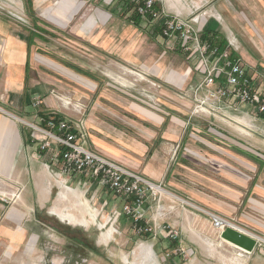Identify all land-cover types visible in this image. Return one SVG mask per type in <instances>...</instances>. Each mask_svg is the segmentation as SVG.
Wrapping results in <instances>:
<instances>
[{
  "label": "rangeland",
  "instance_id": "rangeland-1",
  "mask_svg": "<svg viewBox=\"0 0 264 264\" xmlns=\"http://www.w3.org/2000/svg\"><path fill=\"white\" fill-rule=\"evenodd\" d=\"M30 1L32 7L26 0H0V18L14 34L26 35V44L33 32L31 11L43 30L42 39H34L27 49L28 105L23 104L24 116H16L23 122L15 121L24 142L28 140L36 152L27 147L13 157L11 150H0L6 153V159H0V264H132L140 262L141 251L149 247L158 264H264V210L251 200H264V127L260 132L254 129L243 134L231 128L238 123L228 113L241 116L236 113L245 112L246 107L238 104L236 112L230 108L223 113H200L205 116L201 118L171 114L162 97H173L175 88L168 87L164 80L168 69L184 70L185 56L174 51L161 58L164 48L158 36V23L145 22V26L134 28L129 14L120 11L121 0H80L84 2L83 8L71 21L62 15L64 0ZM178 4L189 12L190 18L198 17L201 29L216 32L218 39L226 40L229 51L237 54L252 77L254 88L264 92V0H181ZM94 10L102 15L93 13ZM156 66L161 71L154 75ZM196 76L197 81L201 80L197 73ZM129 108H142L163 121L154 128L124 111ZM53 113L80 121L88 133L90 149L93 138L103 141L122 159L132 164L136 161L139 169L124 168L186 203L150 188L142 206V221L144 228L151 231L138 233L133 219L124 214L125 205L120 198L88 178L63 172L59 161H51L58 149L56 145H51L50 150L40 147L49 139L34 127L39 128L42 114L46 117ZM172 117L179 120L173 125L182 131L194 124L196 128L217 132H207L210 136L205 138L212 144L228 142L231 153H236L233 143L241 144L245 150L238 154L255 171L239 165L229 155L219 156L229 160L228 168L205 161L198 163L202 168L190 161L183 164L187 169L174 167V159H179L178 153L183 152L188 138L182 141V137L172 144L157 141ZM254 122L247 125L253 126ZM94 125L101 132L94 131ZM139 126L156 136L151 137ZM46 151L43 158H37ZM34 153L36 157L32 156ZM158 153H166L169 158L165 171H160V179L157 167L148 169L146 163ZM40 160L46 164L44 171L41 164L33 162ZM18 170H23L22 175ZM236 170H241L246 178ZM167 176L174 178L168 181L173 185L167 182ZM78 180L86 181L85 186H79ZM65 181L71 193L63 187ZM57 182H61L60 187ZM57 211L81 223L71 225L59 220ZM209 214L220 216L254 236L258 240L256 253L249 259H234L236 249L220 240ZM19 228L23 234L16 232ZM175 233L179 243L171 247L166 235ZM13 237H21L22 244L17 248L8 240ZM4 256H8L7 260Z\"/></svg>",
  "mask_w": 264,
  "mask_h": 264
},
{
  "label": "built area",
  "instance_id": "built-area-1",
  "mask_svg": "<svg viewBox=\"0 0 264 264\" xmlns=\"http://www.w3.org/2000/svg\"><path fill=\"white\" fill-rule=\"evenodd\" d=\"M157 1L130 0V3L134 12L143 20L159 22L161 36L166 40L177 41L182 55L193 62L194 69L202 77L196 85L189 86L180 94L181 99H185L187 92L194 96L193 108L188 110L190 119L205 117L200 116V113H223L230 108L236 110L235 104H238L251 111L255 119L264 122V92H258L254 88L253 79L242 65L241 59L232 58L229 49L219 53L217 47L212 48L209 42L201 39L202 29L198 17L197 20L195 17L182 20L158 9ZM43 122L44 128L40 124L39 128L34 129L49 139L41 144L43 150H50L51 145L58 147L52 152L51 161H59L63 172L67 174L88 178L91 183L108 189L122 200L125 205L123 212L133 219L138 233L151 231L150 228L136 225L143 219L142 206L147 191L151 188L149 182L115 161L92 151L87 146L88 133L80 121L53 117L41 119V123ZM209 216L212 228L219 234L225 228L242 231L220 216ZM166 237L178 238L177 233Z\"/></svg>",
  "mask_w": 264,
  "mask_h": 264
},
{
  "label": "crops",
  "instance_id": "crops-1",
  "mask_svg": "<svg viewBox=\"0 0 264 264\" xmlns=\"http://www.w3.org/2000/svg\"><path fill=\"white\" fill-rule=\"evenodd\" d=\"M64 1H66L65 2L66 7L62 11V15L64 17L67 16V21H71L73 19V17L78 15L79 12L82 10L84 2H82L80 0H64ZM180 1L181 0H158L156 3V7L158 9L166 11L170 15L178 17L182 20L183 19H189L190 18V16H188L189 12L183 6H179L178 3ZM119 6H120V4H119ZM31 7H32V5H31ZM119 8L121 11V7H119ZM109 12L112 15L117 14V13H115V11H109ZM31 13H32V15H34L33 11H31ZM93 13L98 14V15H102L98 10H94ZM34 17H36V15H34ZM44 17H46V16H44ZM196 18L197 17H195V19ZM102 21L105 22V20L100 19V22H102ZM145 22L148 25L151 24L149 21L142 19L139 28H141V25L145 26L144 25ZM156 23H158V25H159V22H156ZM89 26H91V25H89ZM151 27H154V24L151 25ZM134 28H136V27H134ZM139 28H137V29H139ZM158 36L161 38L162 45L164 48V51L161 54L162 55L161 58H166V56H168L167 54L172 53L174 51H178L179 53H181L177 41L164 39L161 36L159 31H158ZM25 37H26V35H23L22 33L21 34H14L12 31H10V25L4 19L0 18V107H2L4 109L3 110L2 108H0V150L1 149H4L5 151L11 150V154H13V157H17L16 155L19 152L20 153L22 151L25 152L28 148H29L30 152H34V151L36 152V148L30 147V144L28 141L24 142L22 130L19 129L15 123V121H17V120L13 119L11 117V116H14V117L24 116L23 113H24L25 108H24V110H22L23 104L28 105V104H26L25 86H26V82H27L28 77H29V75L27 74L28 71H26V64L28 63V65H29V61L27 60L28 45L26 44V41L24 40ZM180 55H182V53ZM182 56H185V55H182ZM184 59L186 60V61L184 60V62L182 63L184 70L181 72V71L175 70L174 68H170V69H168L169 72L166 75L165 80H164L165 81L164 83L166 85H168V87L175 88L174 90H172L173 92H175L173 97H171V98H173V100L171 98L167 99L164 97H162V99H163L164 105L168 107L167 110H169L171 112V114L181 115L183 117H186V115L189 114L188 110L194 105V102H193L194 96L191 95L189 92H187L185 99H181L180 94L183 93V91L185 92L186 91L185 89H187L189 86L196 85L195 83H197L198 81H197V76L194 77V75H196L197 71H196V69H194L193 62L191 60H187L186 56ZM160 71L161 70H159L158 66H156L153 69L154 75L159 74ZM124 111L126 113H129L130 115H133L135 118H137L141 122L143 121L145 124H149L150 126H152L154 128H157L160 125V123H162V121H163L162 117L158 116L157 114L156 115L151 114L150 112L145 111L142 108L141 109L129 108V109L124 110ZM232 111L236 112L234 110H232ZM244 111L245 112H237L236 113V114H241V116H231L232 112L228 113V114H230V118L238 123L237 125L231 126V128L235 129L236 131H238L242 134L245 131L254 132V129H255V132L256 131L260 132V130H263L262 127H264V126L262 125V122L260 120H255L253 114H251V111H249L248 109H245ZM226 114H227V112L225 113V115ZM54 115H57V114H54ZM252 121H255L254 122L255 124H253L254 127L247 125L249 122H252ZM258 121H260V122H258ZM176 122L178 123L179 120H177L175 117H172L171 124L168 125L166 127V130L162 131L160 133L159 137L157 138V141H160V143H162V144L163 143H171L172 144V142L177 143L180 140V138H182V137H183L182 141H184L188 138V140L186 142H184L183 152L178 153L179 159L178 160L174 159V165H173L174 167H178L181 169H187V168H185V166H183V164H187V162H189V161H190L189 162L190 164L197 165V166L201 167L202 165H200L198 163L205 161L207 163H209V162L214 163L215 162L214 165H216V167L218 166V163H221L223 166H226L228 168V167H230L229 160L219 158V156L224 157L223 155H229L239 165L241 164L245 167L249 166L250 170L255 171V168L250 164V162L246 163V161L243 159V157L238 154L239 152L244 153V150H245V148L241 144H238V143L234 144L233 143L232 146H234L236 148V153L232 152L233 153L232 154L231 153L232 150L230 149L231 147L229 146V144H227L228 142L226 143V142L219 141L221 143L220 145L212 144V143L208 142L207 138H205V136H210L207 134V132H210L209 134H211V135H214L217 132L215 133L212 130L208 131L207 129L196 128V127H194L195 126L194 124H192L191 129H189L188 131L185 132V131H182V129L177 128V126H174L177 124ZM95 126L96 125L92 126V129L94 131L101 132L99 129L97 130V128H95ZM139 128L145 130L151 137L156 136V133L150 131L149 129H147L144 126H139ZM221 132L229 134L228 132H226L223 129H221ZM106 137H108V136L106 135ZM221 139L222 138H220V140ZM103 143H104L103 141L93 138L92 141H90L91 149L98 154L100 153L102 156H105L106 158L110 157L113 160H117L118 164H120L123 167L125 166L128 169H133L134 171H138L139 168H138V163L136 161H134V164H132L130 161H126L125 159H122L123 157L118 156L116 154L114 148H112L109 145H104ZM262 144H263L262 146L264 147V139L262 141ZM252 146H253V148H257L256 146H254V144ZM213 153H215V155ZM46 154H47V151H46V153H44V155L40 154V156H38L36 153L37 158H39V159L43 158ZM165 154H163V153L159 154L158 153L155 157L152 158V160L150 158L146 160L148 169H149V166H156L157 167V170L159 173L158 174L159 179L162 177V173H163V172L160 173V171H165V169L167 167V162L169 161V158H166ZM115 155H116V157H114ZM32 156H35V153ZM0 159L2 161L4 159H6V153L5 152L3 154L0 153ZM22 161H24V159L21 161L19 160V163ZM33 162H36L37 164H41L42 167L46 166V164L44 162H42L41 160H40V163L38 161H33ZM0 164H1V162H0ZM21 165L22 164H19V166H21ZM145 167H142L141 169L143 170V169H145ZM202 167H204V166H202ZM41 169L43 171L46 170L45 167H43ZM0 170H2V167L0 168ZM207 171L211 172L212 174H219L218 170H217L218 171L217 173H214V171H211L209 169ZM221 171L223 173L222 175L224 176L225 171L223 169ZM236 171H238L237 173H239L240 175L245 176L244 174H242L241 170H236ZM17 172L21 173V175H22L23 170H20V171L18 170ZM27 172L28 171L26 170V173ZM173 173L176 174L175 172H173ZM197 175L199 177H201L199 174H197ZM169 176H167V182L174 179V178H171ZM168 177H169V179H168ZM156 178H157V175H156ZM245 178H246V176H245ZM70 179L71 178H69L67 181H70ZM57 183H58L57 185H59V187H60L61 182H57ZM168 183L171 184V182H168ZM48 184H49V182H48ZM66 184H67V182L65 181V186H63V187H65V190L67 191V193H71V189H69L66 186ZM77 184L79 186L84 187V185L86 183L84 184L83 182H81V180H78ZM171 185H173V184H171ZM48 188H49V186L47 187L46 191H49ZM263 194H264V192H263ZM14 196L17 198L19 197V195L17 193H15ZM251 200H252L253 205L264 210V203L262 202L264 200L261 201L262 203L257 201L256 199H251ZM50 213L53 214L52 211H50ZM263 214H264V211H263ZM59 220H62V219H59ZM62 221H65V220H62ZM16 232L21 233V234L24 233L23 231H21L20 228L18 230H16ZM8 240H10L11 245L14 246L15 248L19 247V245L22 244L21 237H19V238H17V237L8 238ZM224 243H226V242H224ZM226 244L236 249L235 251L237 253L234 256V259H237V257L249 259L250 256H252L253 254L256 253V252H252V253L246 254V253L242 252V250H240L236 246H232L228 243H226ZM4 257H5L4 260H7L6 258H8V256H4ZM33 260H34L33 258H30V261H33Z\"/></svg>",
  "mask_w": 264,
  "mask_h": 264
},
{
  "label": "trees",
  "instance_id": "trees-1",
  "mask_svg": "<svg viewBox=\"0 0 264 264\" xmlns=\"http://www.w3.org/2000/svg\"><path fill=\"white\" fill-rule=\"evenodd\" d=\"M26 1H27L28 6L31 7L32 1H30V0H26ZM119 4H120V7H121V11L125 12V14L126 13L129 14V22H130V24L132 26L136 27V28H139L142 18L139 15H137L136 12H134L133 6L130 3V0H121ZM38 21L39 20L36 17H34V15H33V20H32V22H33V27H32L33 32L30 33V37L27 39L28 48H30L33 45V40L34 39H36V38L42 39L41 33L43 32V30L38 26V24H37ZM159 32L161 34V26L159 27ZM217 36L218 35H217L216 32H210V31H208L206 29H203L202 32H201V39H203L204 41L209 42L212 48L213 47H217L218 52L221 53L224 50L228 49V44H227L226 40L218 39ZM230 53H231V57L232 58H237V54L235 52H230ZM27 65H28V63L26 64V67H27ZM53 117L61 118L58 115H53V116L52 115L51 116L47 115L45 117L42 114L40 116V118L42 120H46L47 118H53ZM41 127H43V128L45 127L44 122L41 123ZM136 225L144 226L142 221H138L136 223ZM168 242H169V246L175 247V245H178L179 239L178 238L169 239Z\"/></svg>",
  "mask_w": 264,
  "mask_h": 264
},
{
  "label": "water",
  "instance_id": "water-1",
  "mask_svg": "<svg viewBox=\"0 0 264 264\" xmlns=\"http://www.w3.org/2000/svg\"><path fill=\"white\" fill-rule=\"evenodd\" d=\"M13 119H16L19 122L20 119H17L14 116H11ZM219 237L222 241L232 245L236 246L242 252L249 254L254 252V250L257 247L258 240L252 236L251 234H248L246 232L240 231L238 229H231V228H225L220 234Z\"/></svg>",
  "mask_w": 264,
  "mask_h": 264
},
{
  "label": "bare ground",
  "instance_id": "bare-ground-1",
  "mask_svg": "<svg viewBox=\"0 0 264 264\" xmlns=\"http://www.w3.org/2000/svg\"><path fill=\"white\" fill-rule=\"evenodd\" d=\"M65 102V101H64ZM66 104V103H65ZM63 105V104H62ZM149 185H150V187L154 190V192L155 193H160V194H163V195H165V196H167V197H169V198H171V199H175V200H177V201H179V202H182V203H186V202H184L183 200H181V199H179L178 197H176L175 195L173 196V195H171L170 193H168L166 190H164L163 188H158L157 186H155L154 184H152V183H149ZM57 213H58V216L62 219V220H65V221H67V222H69L71 225L72 224H80L81 222V220L80 221H78V220H76L73 216H68V215H65L64 213H62V212H58L57 211ZM263 241V240H262ZM146 246V245H145ZM145 248H143V250L141 251V259H139V260H141L140 262H131L132 264H158V262H156V260H155V257L153 256V254L151 253V247H149V248H146L145 250H144ZM140 250H141V248H140ZM138 255V254H137ZM140 258V257H139ZM135 260V259H134Z\"/></svg>",
  "mask_w": 264,
  "mask_h": 264
}]
</instances>
